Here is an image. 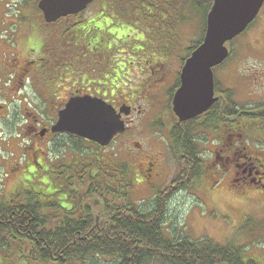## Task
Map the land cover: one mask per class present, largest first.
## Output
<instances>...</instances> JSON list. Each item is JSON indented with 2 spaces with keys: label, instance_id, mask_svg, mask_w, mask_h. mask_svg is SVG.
<instances>
[{
  "label": "flooded vegetation",
  "instance_id": "1",
  "mask_svg": "<svg viewBox=\"0 0 264 264\" xmlns=\"http://www.w3.org/2000/svg\"><path fill=\"white\" fill-rule=\"evenodd\" d=\"M98 1L102 11L89 12ZM103 1L93 0L83 12L54 23L46 22L41 11L24 5L27 8L18 9L17 17L31 14L26 22L32 32L22 34L18 25L23 22L18 19L17 24H12L17 29L12 39L5 35L10 21L7 12L0 16V224L5 240L9 239V232L13 237L23 235L18 224L24 220L36 225V232L41 217L50 223L91 214L96 221L106 220V208L111 201L117 202L121 166L144 187L156 185L168 164L167 151L174 155V125L187 124L189 120H193L192 124H217L203 131L202 139L207 138L206 143L214 145L209 146L212 160L207 173L216 174L214 167L220 166L222 175L229 174L233 191L264 193V81L256 83L257 78L251 85L243 82V57L226 63L233 55L234 40L228 45L229 56L214 69L213 105L194 118L178 122L172 115L169 94L161 106L158 100L152 102V97L160 84L158 89L164 95L167 90L164 80L169 72L163 67L166 59L177 57L182 65L185 60L184 53L178 55L175 51L182 43L176 40L179 37L174 27L184 16L183 0H158L144 11L145 17L129 7L117 8L112 14L105 12ZM110 17L116 18L115 24ZM116 49L118 57H112ZM135 65L139 66L134 72L139 82L130 79L129 67ZM218 69L221 76L234 77V85L224 83V77L216 73ZM180 70L172 74L178 81L176 88ZM234 86L244 91L242 98L234 96ZM82 97L105 101L124 122V130L108 146L52 130L55 124H68L59 122L60 112L71 99ZM246 99L250 103L241 104ZM206 114L212 117L210 121H204ZM138 121L151 131L164 124L167 138L159 136L151 143L138 141ZM245 138L263 146L249 147ZM160 139L166 140L164 145ZM2 140L7 141V147ZM117 141L119 149L135 164L118 159V151L109 156L102 153ZM21 178L28 183H19L17 179ZM57 188L66 191V195L58 198ZM42 189L49 190L43 199L39 196ZM89 191L97 193L94 197H100L102 202L92 197L87 203Z\"/></svg>",
  "mask_w": 264,
  "mask_h": 264
},
{
  "label": "rangeland",
  "instance_id": "2",
  "mask_svg": "<svg viewBox=\"0 0 264 264\" xmlns=\"http://www.w3.org/2000/svg\"><path fill=\"white\" fill-rule=\"evenodd\" d=\"M32 1L34 3L37 2V0H28L27 2L25 0H0V16L2 13L7 12V19L10 20L8 23V28L5 32L7 38L12 39L13 36L16 35L15 31L17 29L12 24H17L18 19H22L25 21L24 23L19 22L18 30L24 35L28 34V31L30 29L28 30L27 28L30 27L27 26L26 21H28L27 19L31 18V14H28L26 18L20 16L17 17V10L21 8H27L23 7V5H31ZM199 1L201 2V0ZM103 2V8L105 9V12L108 10H112L110 8L111 5L108 4L107 1L104 0ZM200 2L197 3L200 4ZM111 3L116 6L115 9L120 6V2L118 1H112ZM11 5L14 6V9L9 8V6ZM95 9L102 11L101 7L99 6V1L89 8V12L92 11L91 13H96ZM163 9H166V7H163ZM204 10L205 9L203 7L199 10H193L185 5V8L183 10L184 16L181 18V21L178 24L174 23V27L176 30L175 34L179 37V39L176 37V40L182 43V45L175 50L176 52H178V55H181V53L185 54V51H188L189 46H191L194 40L198 41L202 38L205 15L207 12ZM110 19L116 20V18ZM29 32H32V30H30ZM25 43L26 40L22 42V44ZM233 44V55L229 57L226 63H229L231 61V58L243 57V59H241L243 62L241 66H243L245 69L243 82L246 80V82H248L247 85H251L250 82L255 83L257 81L255 79L258 78V81L256 83H262L264 81V71H262L261 73L259 72L260 69H264V7L255 18V20L247 27V29L234 40ZM240 44L242 45V51L239 55L238 49ZM243 44L247 47L244 48ZM118 52L119 51L116 49V51L113 52L112 57H118ZM186 53L188 54V52ZM180 65V59L177 57H171L169 58V60L166 59V63L163 65V67L164 70H167V72H169L164 80V86L166 85L167 90L175 88V76L172 74L179 70ZM138 67L139 66L137 65L129 67L131 71L130 74H132L130 79L132 81H138L136 75L134 74V72L137 71ZM133 69L135 70L132 71ZM216 73L219 75V77H224L222 80L224 83L228 85H234L233 83L236 81L234 77L221 76V72L219 71V69ZM122 80L125 83L127 82L123 78ZM161 86L162 84H160L159 87H156L158 89L161 88ZM239 87L234 86L235 92L233 93L234 96L242 98L241 94L245 91V85L243 84L244 91L242 92L241 88ZM154 89L156 88L154 87ZM157 89L154 93V96L152 97V102L156 103V100H158L159 105L161 106L163 101H165L167 98L168 91L166 90L164 95L162 89ZM121 90H124V87ZM168 99L170 100L171 98L168 96ZM246 103L249 104L250 101L246 99L241 102V104ZM164 121L167 122L166 119H164ZM138 125L141 130L137 140L140 142L148 141L149 143H151L159 136H161V138H167V130L164 124H159L155 129L151 128L152 131L148 128L147 125L140 124L139 121ZM206 130L207 129H197L195 130L194 136L197 138L195 140H198L197 144H199L200 146L199 152L203 164L207 163V165H209V162L212 160V157L210 156V148H212L214 145L207 144V138L202 139L204 137L203 131ZM1 136L3 135H0V137ZM165 139H160L161 144L164 145L166 141ZM118 141L114 144V146L106 148L102 153L105 156H109L111 152L118 151V159L122 161H129L135 164V161L132 158L126 156L127 154L123 149H119L120 146L118 144ZM1 142L5 147H7V141L2 140ZM11 143L13 144L15 143V141H12ZM245 143L249 147L252 145L258 147L262 146L260 143L253 144L248 138H245ZM163 145H161L162 148ZM35 146L41 147L42 149L45 148L44 145L41 144H35ZM13 147V145H10V148ZM164 149H166V147H164ZM92 152L93 148H90L89 153ZM167 153L168 164L164 171V176L162 175V179H159L156 185L151 186L150 188H146L142 183L138 182V179H136V182L134 181V176L132 175V173L128 174V199L130 200L128 202L136 201V204H139L140 206H142V203L144 202L147 205L156 190L157 192L163 190L164 188H166L167 184H169L176 177L181 168L180 164L177 161L176 154L172 155L170 150H168ZM214 168L217 172L216 174L215 172L207 173L204 170L205 174L204 177H202L203 179L206 178V183L202 179L203 181L201 182V184H196L194 187L182 190L171 197L167 205L164 232L169 236L172 234L176 238L188 237L193 240L208 238L222 245L228 242H233L235 245L242 247L243 255L245 258L252 259L256 264H264L263 191L247 190L245 193H237L233 191L232 188H230L231 181L229 174L222 175L221 172H219L223 171L222 167L220 166ZM17 180L19 183H28L26 180L23 181L22 178ZM31 181L34 183L33 178H31ZM12 188L15 189L14 182L12 183ZM52 189H54V187ZM48 193L49 190L42 189L39 196L41 197V199H43L44 194L47 195ZM55 195H57L58 198L64 197V195H66V191H61L59 190V188H57V193ZM46 200H49V196L46 198ZM95 210H99V208H96ZM58 212L59 210L56 213ZM25 256H27V258H25ZM96 262L98 264L113 263L109 257L104 256L98 258ZM0 264H34V261L31 259L27 251H23V249H16L15 251L6 246L5 248L0 247Z\"/></svg>",
  "mask_w": 264,
  "mask_h": 264
},
{
  "label": "trees",
  "instance_id": "3",
  "mask_svg": "<svg viewBox=\"0 0 264 264\" xmlns=\"http://www.w3.org/2000/svg\"><path fill=\"white\" fill-rule=\"evenodd\" d=\"M105 1L111 5L112 10H115L116 6L111 2L118 1L120 2L118 9L129 7L132 11L142 12L144 17L146 16L144 11H148L159 2ZM197 2L200 1L183 0L184 8L185 5L193 10L203 7L204 11H208L212 0H201L200 4ZM30 7L37 9L36 2ZM201 39L194 42L193 47L188 49L189 53ZM177 83L178 81L175 88ZM175 88L168 90L170 98ZM205 116L204 121L212 119L210 115ZM189 121L191 124H175L172 131L174 154L180 164V171L166 188L158 191L149 200L147 205L144 202L142 206L136 202H128L129 177L126 167L122 165L117 202L111 201L110 206L106 208L107 221L105 218L101 222L96 221L92 214L57 219L52 223L41 217L36 232L37 226L33 223L27 224L24 220L18 224V227L23 228V235L13 237L9 232L7 240L3 236L4 231L0 224V247L7 246L15 251L23 249L28 252L34 264H98L97 259L103 256L109 257L112 264H256L252 259L245 258L242 247L233 242L222 245L208 238L199 240L188 237L176 238L164 232L167 205L171 197L181 190L190 188L194 183H200V178L204 175L205 166L195 140V130L217 125L192 124L193 120ZM96 194L92 191L87 192V203H90ZM98 196H101V193H98Z\"/></svg>",
  "mask_w": 264,
  "mask_h": 264
},
{
  "label": "water",
  "instance_id": "4",
  "mask_svg": "<svg viewBox=\"0 0 264 264\" xmlns=\"http://www.w3.org/2000/svg\"><path fill=\"white\" fill-rule=\"evenodd\" d=\"M92 0H39L38 8L47 22L84 10ZM264 0H213L206 16L201 44L185 60L180 86L172 96V111L180 121L208 110L215 102L213 67L227 56L226 43L241 34L255 19ZM52 130L75 134L102 146L122 132L124 123L105 101L82 97L71 99L59 114Z\"/></svg>",
  "mask_w": 264,
  "mask_h": 264
}]
</instances>
